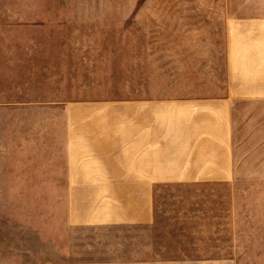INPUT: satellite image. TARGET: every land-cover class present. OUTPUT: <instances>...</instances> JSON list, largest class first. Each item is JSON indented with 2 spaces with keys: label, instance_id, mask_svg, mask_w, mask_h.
<instances>
[{
  "label": "rangeland",
  "instance_id": "rangeland-1",
  "mask_svg": "<svg viewBox=\"0 0 264 264\" xmlns=\"http://www.w3.org/2000/svg\"><path fill=\"white\" fill-rule=\"evenodd\" d=\"M258 3L0 0V264H264V151H228L227 182L157 185L145 226H73L60 180L65 151H111L136 101L202 117L230 9Z\"/></svg>",
  "mask_w": 264,
  "mask_h": 264
},
{
  "label": "crops",
  "instance_id": "crops-1",
  "mask_svg": "<svg viewBox=\"0 0 264 264\" xmlns=\"http://www.w3.org/2000/svg\"><path fill=\"white\" fill-rule=\"evenodd\" d=\"M230 11L226 82L218 98L204 101L202 117L175 109L164 117L160 102L149 115L147 101H130L134 110L120 129L123 147L114 146L120 130L111 123V151H93L91 163L83 151H65L60 180L73 226L89 219L111 227L148 225L157 185L227 182L228 151H264V3Z\"/></svg>",
  "mask_w": 264,
  "mask_h": 264
}]
</instances>
